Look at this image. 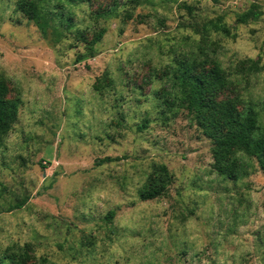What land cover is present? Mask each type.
<instances>
[{
	"label": "rangeland",
	"instance_id": "374dc122",
	"mask_svg": "<svg viewBox=\"0 0 264 264\" xmlns=\"http://www.w3.org/2000/svg\"><path fill=\"white\" fill-rule=\"evenodd\" d=\"M17 2L0 0V74L21 99L0 147V262L28 246L33 263L264 264V173L253 161L220 177L212 141L186 111L164 120L160 97L177 58H205L200 30L219 17L235 34H210L222 66H264V0H85L54 10L61 35L47 38ZM252 5L260 18L237 24ZM234 98L262 108L264 69L219 99ZM154 164L172 183L141 201Z\"/></svg>",
	"mask_w": 264,
	"mask_h": 264
},
{
	"label": "trees",
	"instance_id": "16d2710c",
	"mask_svg": "<svg viewBox=\"0 0 264 264\" xmlns=\"http://www.w3.org/2000/svg\"><path fill=\"white\" fill-rule=\"evenodd\" d=\"M82 1L85 0H18L17 9L47 38L50 33L61 35L59 27H53L56 23L54 10L64 12L66 8ZM127 1L132 7L152 2ZM261 14L258 5H252L248 11L237 16L236 22L245 25L258 20ZM58 22L69 29L72 24L71 13L60 15ZM200 32L205 43L199 46L200 55L205 58L198 62L197 53L177 58L174 66L166 72L164 90L160 94L164 106L163 119L176 118L182 111L192 117L203 135L213 143V169L220 177L233 182L243 180L251 175L253 161L264 173V106L260 108L254 101L243 98L219 99L229 88L246 83L250 76L261 73L264 66L259 59H245L233 69L222 66L216 58L217 51L209 39L210 34L216 32L228 37H234L235 34L221 17L204 23ZM104 35L105 30L102 29L91 38V51ZM205 47H210L213 56L204 51ZM7 94L8 86L0 74V147L3 138L17 121L21 106L20 98L8 99ZM143 128H146V124ZM171 183L172 177L167 166L154 164L139 190V200L149 201L165 196ZM23 205L19 204L16 208L20 209ZM113 216L114 212H110L109 217ZM29 253L28 246L16 247L0 264H55L44 258L33 263Z\"/></svg>",
	"mask_w": 264,
	"mask_h": 264
}]
</instances>
